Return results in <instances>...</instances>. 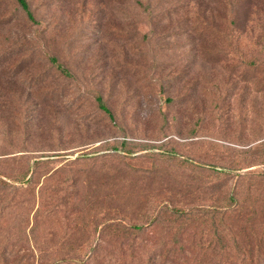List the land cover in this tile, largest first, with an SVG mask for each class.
I'll return each mask as SVG.
<instances>
[{"label":"rangeland","instance_id":"rangeland-1","mask_svg":"<svg viewBox=\"0 0 264 264\" xmlns=\"http://www.w3.org/2000/svg\"><path fill=\"white\" fill-rule=\"evenodd\" d=\"M29 1L38 25L0 0V182L11 194L0 264H82L94 252L128 263V242L101 233L115 212L129 224L142 197L149 215L183 200L182 184L216 183L199 164L264 169L242 155L264 142V0L232 13L233 0ZM123 143L130 155L113 150ZM49 160L32 182L41 197L18 192L28 167L30 179ZM164 239L147 233L136 247L150 253Z\"/></svg>","mask_w":264,"mask_h":264},{"label":"trees","instance_id":"trees-1","mask_svg":"<svg viewBox=\"0 0 264 264\" xmlns=\"http://www.w3.org/2000/svg\"><path fill=\"white\" fill-rule=\"evenodd\" d=\"M12 1L26 20L33 25H38L29 0ZM241 1L233 0L229 3L231 13L235 10L234 8L241 4ZM62 71V73L67 74L65 69H62ZM98 104L100 110L111 121H114L112 112L101 97L98 98ZM259 146L256 149L250 148L242 152V155H250L255 158L254 161L262 164L264 160L262 161L259 158L264 154L258 155L257 153L261 152L259 151L261 147L264 149V142ZM122 147L123 151L118 147L113 150L117 153L131 154L124 149L126 143H123ZM255 151H257L256 157L252 156ZM101 159L104 158L100 157L97 162ZM50 163V160L38 161L35 164L36 167H33V176L30 179H28V176L31 170L28 167V174H24L21 179H17L22 184L18 192L31 190L30 196L32 198L38 197V195L41 197L40 193L36 195L34 183L32 182L38 174L44 172V168ZM247 164L248 167L239 168L203 167L202 164H199L196 171L204 174L208 172L206 169L212 170L216 175V183L209 184L199 180L200 183L195 186L182 184L183 188L178 190V194L183 197V200L188 193L196 194L195 192H197V195L190 196L185 200V203L183 200H176L174 198L176 196L165 199L149 215L146 213V208L150 202L142 197L140 211V214H142L133 215L134 217L132 216L130 220L131 224L126 223V220L121 217V212H115L111 219H116H109L102 227L101 233L114 234V236H119L120 239L128 242V248L119 250L121 261L126 257L128 258V263L123 264H247V259L255 257H258V260L262 262L264 260V169L261 171H248L244 174L239 173L244 169L260 165L257 163ZM88 170H86V173ZM148 173L161 177L163 172L162 170L156 172L149 170ZM7 188L6 185L0 182V212L9 207L8 203L10 201L8 203L7 201L11 194L7 193ZM52 193L54 195L55 190ZM17 195L14 194L13 199ZM213 195H223V197L213 200L211 199ZM51 197L53 198V196ZM200 197L202 200H207L206 204L199 203L200 199L198 198ZM109 215L112 216V214ZM240 230L247 232V241L242 243L240 241ZM147 233L153 237L160 233L165 238L164 247L152 250L150 253L145 248L136 247L137 242L142 241ZM168 244H172L173 247L168 248ZM255 244H257V247H252ZM56 253L62 255L61 250L56 251ZM98 254V252L97 254L94 252V254L87 255V260L82 261V264H101L98 261ZM214 260L216 261L213 262ZM64 261L65 259H62L60 262L55 261V263L62 264ZM66 262L68 264L73 263L72 258Z\"/></svg>","mask_w":264,"mask_h":264}]
</instances>
